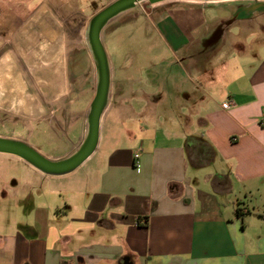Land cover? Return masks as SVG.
Returning <instances> with one entry per match:
<instances>
[{
    "label": "crops",
    "instance_id": "crops-1",
    "mask_svg": "<svg viewBox=\"0 0 264 264\" xmlns=\"http://www.w3.org/2000/svg\"><path fill=\"white\" fill-rule=\"evenodd\" d=\"M112 1L0 0V69L28 22L70 9L87 24ZM112 19L96 148L58 176L8 154L46 188L16 179L37 189L17 215L1 180L0 264H264V0L170 1L134 15L135 45L115 51Z\"/></svg>",
    "mask_w": 264,
    "mask_h": 264
},
{
    "label": "rangeland",
    "instance_id": "rangeland-1",
    "mask_svg": "<svg viewBox=\"0 0 264 264\" xmlns=\"http://www.w3.org/2000/svg\"><path fill=\"white\" fill-rule=\"evenodd\" d=\"M170 1L186 0H168L156 4H149L147 1L137 3L135 8L119 14L108 23L102 31L104 42L107 39L109 46H114L113 51L119 46L133 48L135 43L127 41V36L132 32L137 35L139 31L133 25L135 20L132 22L129 20L134 15L163 7ZM226 1L258 2V0ZM67 10L70 9H65L61 13L57 11L53 15L47 14L37 22H28L34 30L36 28L38 30L30 35L28 29L26 38L14 39L20 43L25 41L27 46H22L13 53L14 56L6 57L4 60L6 67L0 69V77L6 76L13 84L9 89L21 91L19 98L14 94H0V136L22 138L49 158L61 155L64 157L81 144L84 136L79 142V134L83 119L78 117V113L85 107L89 100L88 96L92 94L93 97L96 87V70L90 67V60L86 54L89 51L87 24L78 12L68 16L67 13L72 11ZM41 28L43 33L39 30ZM111 28L113 29L110 31ZM40 41L43 42L41 49L38 47ZM88 108L89 105L84 111L85 118ZM71 111L75 114L72 115ZM65 115H69V122L63 121H67V118H63ZM44 117L46 120L39 121ZM3 177L5 181L10 180L14 186V189L10 190L11 195L18 192L17 198H12L10 205L11 212L17 215L22 210L14 206L24 209L28 206L27 200L24 203L19 200L22 196L21 190L27 192L31 190L34 195L37 189L35 187L30 189L28 185L15 189L16 179L24 178L26 183L31 181L46 188L45 182L38 180L35 172L29 170L22 162H16L8 154L0 153V188L3 186L1 181ZM27 199L30 200L29 197ZM2 209L3 204L0 203V217Z\"/></svg>",
    "mask_w": 264,
    "mask_h": 264
},
{
    "label": "water",
    "instance_id": "water-1",
    "mask_svg": "<svg viewBox=\"0 0 264 264\" xmlns=\"http://www.w3.org/2000/svg\"><path fill=\"white\" fill-rule=\"evenodd\" d=\"M142 1L156 4L168 0H113L97 11L87 23V43L96 70V87L89 104L86 130L81 144L66 157L54 159L44 156L21 139L0 136V153L19 157L44 174L58 176L73 171L94 151L99 138L100 119L108 103L110 91V69L101 40V30L110 19ZM188 1L213 3L226 0Z\"/></svg>",
    "mask_w": 264,
    "mask_h": 264
},
{
    "label": "flooded vegetation",
    "instance_id": "flooded-vegetation-1",
    "mask_svg": "<svg viewBox=\"0 0 264 264\" xmlns=\"http://www.w3.org/2000/svg\"><path fill=\"white\" fill-rule=\"evenodd\" d=\"M7 79L8 78L6 76L0 77V94H2V93H3V95L5 93L8 95L14 94L17 98L21 97V91H17V90L12 91L9 89V88H11L10 86H13V84H11L10 81H8ZM5 99H7V98H5Z\"/></svg>",
    "mask_w": 264,
    "mask_h": 264
},
{
    "label": "built area",
    "instance_id": "built-area-1",
    "mask_svg": "<svg viewBox=\"0 0 264 264\" xmlns=\"http://www.w3.org/2000/svg\"><path fill=\"white\" fill-rule=\"evenodd\" d=\"M230 105H231V101H227V102H225V103H222V107H223V108H229ZM259 124L262 125V126H264V105L262 106V109H261V115H260ZM138 156H139V153L136 152V153L134 154V157H135V158H138Z\"/></svg>",
    "mask_w": 264,
    "mask_h": 264
},
{
    "label": "trees",
    "instance_id": "trees-1",
    "mask_svg": "<svg viewBox=\"0 0 264 264\" xmlns=\"http://www.w3.org/2000/svg\"><path fill=\"white\" fill-rule=\"evenodd\" d=\"M236 213L238 214V210L236 211ZM145 222H146V218H145Z\"/></svg>",
    "mask_w": 264,
    "mask_h": 264
}]
</instances>
